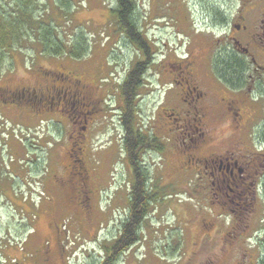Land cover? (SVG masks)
Returning <instances> with one entry per match:
<instances>
[{"label":"flooded vegetation","instance_id":"af4514ba","mask_svg":"<svg viewBox=\"0 0 264 264\" xmlns=\"http://www.w3.org/2000/svg\"><path fill=\"white\" fill-rule=\"evenodd\" d=\"M157 1L160 10L148 19L145 33L137 14L144 43L139 46L136 30H122L123 22L113 15L103 45L113 41L128 51L138 50L140 59L128 72L147 64L140 90L147 88L144 97L153 110L144 133L161 145V151H154L182 157L177 177L194 182L191 195L200 228L194 264H264V0H189L188 14L184 8L182 19L176 16L172 25L161 18L165 8L176 14L177 0ZM154 4L151 0L152 11ZM171 39L179 46L155 51L151 45ZM104 63L101 82L109 80ZM29 70L33 68L24 67ZM33 76L31 85L0 82V110L41 118L32 127L41 130V152L53 172L45 184L52 182L48 189H53L55 201L47 206L53 214L60 201L72 207L69 214L79 207L85 223L94 209L99 211V185L87 148L104 100L87 76L63 65L39 66ZM8 77L4 73L0 81ZM125 156L133 185L139 173L127 152ZM52 229L57 232L54 223ZM5 239L0 244L13 252L4 254V264H56L52 245L16 256V244H4ZM204 254L206 260L200 259Z\"/></svg>","mask_w":264,"mask_h":264},{"label":"rangeland","instance_id":"374dc122","mask_svg":"<svg viewBox=\"0 0 264 264\" xmlns=\"http://www.w3.org/2000/svg\"><path fill=\"white\" fill-rule=\"evenodd\" d=\"M13 1L2 0L0 4L11 2L12 5ZM63 1L66 0H33L34 16L44 24L53 26L56 34L66 42L72 43L76 39L75 31L80 33L84 28L83 35L88 42L89 53L79 60L67 55L50 56L43 50L40 35L29 34L28 41H24L17 52L13 65L6 67V73L11 77L0 82L13 85L21 81L31 85L36 82L33 75L39 66L54 69L63 65L67 70L87 76V81L97 89L98 99L104 100L103 111H100L98 126L88 137L91 146L87 152L91 151V164L95 169L93 178L96 186L99 185V211L94 209L95 212L84 219L86 224L82 220L81 208L76 207L69 214L72 207L62 201L57 212L51 213V207L47 205L55 201L53 189H48L52 182L47 185L45 182L52 180L53 172L41 152L45 148L44 142L38 137L41 130L32 127L40 124L41 118L36 119L28 113L19 118L18 112L10 113L1 108L0 239L6 238L4 244H16V256L33 254L36 248L40 250L52 245L56 264H100L107 254L106 248L119 238L122 221L129 210L133 174L123 148L119 84L132 62L140 59V56L138 50L128 51L122 45L115 46L113 41L103 45L105 26L109 28V22L114 18L111 9L116 7V0H69V4H63ZM135 1L139 5L138 18L145 33L148 19L160 10L158 1L155 0L154 11L150 9L151 0ZM188 1L177 0V15L172 9H163V23L172 25L176 16L182 19L180 12L184 8L188 14ZM164 6L170 5L165 2ZM163 31L169 32L171 28ZM151 45L155 51H165L176 48L179 43L171 39ZM102 60L107 61L109 66L107 69V65L103 64L108 70L109 80L101 82ZM24 67H32L33 70L25 72ZM147 93V88L143 87L137 99V122L144 131L150 127L153 110L144 97ZM20 121L25 126L15 124ZM141 157L140 167L147 174L149 191L156 194L155 201L150 204L141 226L140 241L122 255L118 264H194L197 258L193 253L197 249L200 228L195 222V202L191 195L195 193L194 182L177 177L182 157L154 150L144 152ZM53 223L57 232L52 229ZM27 240H30L28 245ZM11 252V247L3 248L0 244V264H4V254ZM205 258V254L200 257Z\"/></svg>","mask_w":264,"mask_h":264},{"label":"trees","instance_id":"16d2710c","mask_svg":"<svg viewBox=\"0 0 264 264\" xmlns=\"http://www.w3.org/2000/svg\"><path fill=\"white\" fill-rule=\"evenodd\" d=\"M2 1V0H0ZM69 4V0L63 1ZM33 0H14L12 5L3 2L0 4V76L13 65L14 58L28 35L38 33L40 43L47 55L59 57L69 56L71 59H83L89 53L88 42L84 38L83 30L75 31L76 39L66 42L56 34L50 24H44L34 16ZM138 7L135 0H116V7L111 9L112 14L123 22L122 30H136L139 46L144 43L141 30L136 26ZM126 26H124L125 24ZM121 30V31H122ZM143 63V64H141ZM125 75L123 84L119 87L122 99L120 122L124 129L123 148L139 176L133 183L129 194V210L122 221L120 236L106 248V255L100 264H118L122 255L140 241V229L149 211L150 204L155 201L156 194L149 191L147 174L142 171L141 155L149 150L161 151L162 147L156 138L146 135L137 122L142 79L146 73V62ZM7 67V68H6ZM141 161V163H140Z\"/></svg>","mask_w":264,"mask_h":264}]
</instances>
